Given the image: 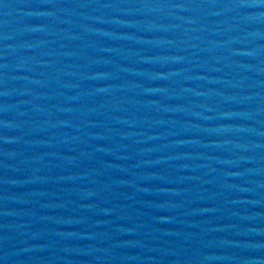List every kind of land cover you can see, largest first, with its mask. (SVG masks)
<instances>
[{
  "label": "water",
  "instance_id": "95a60500",
  "mask_svg": "<svg viewBox=\"0 0 264 264\" xmlns=\"http://www.w3.org/2000/svg\"><path fill=\"white\" fill-rule=\"evenodd\" d=\"M0 264H264V0H0Z\"/></svg>",
  "mask_w": 264,
  "mask_h": 264
}]
</instances>
